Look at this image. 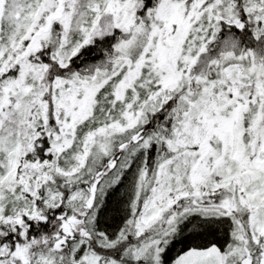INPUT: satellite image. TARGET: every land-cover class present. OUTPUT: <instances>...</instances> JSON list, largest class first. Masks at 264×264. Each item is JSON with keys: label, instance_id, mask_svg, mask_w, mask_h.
Instances as JSON below:
<instances>
[{"label": "snow or ice", "instance_id": "6c2138e0", "mask_svg": "<svg viewBox=\"0 0 264 264\" xmlns=\"http://www.w3.org/2000/svg\"><path fill=\"white\" fill-rule=\"evenodd\" d=\"M0 264H264V0H0Z\"/></svg>", "mask_w": 264, "mask_h": 264}]
</instances>
